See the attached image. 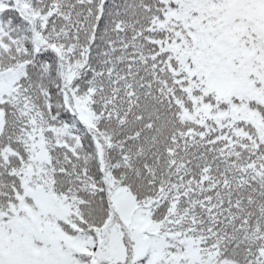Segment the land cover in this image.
<instances>
[{
  "label": "snow or ice",
  "instance_id": "1",
  "mask_svg": "<svg viewBox=\"0 0 264 264\" xmlns=\"http://www.w3.org/2000/svg\"><path fill=\"white\" fill-rule=\"evenodd\" d=\"M0 264H264V0H0Z\"/></svg>",
  "mask_w": 264,
  "mask_h": 264
}]
</instances>
